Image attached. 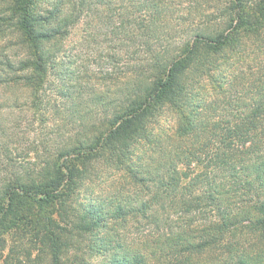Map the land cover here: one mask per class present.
Segmentation results:
<instances>
[{"label": "trees", "instance_id": "obj_1", "mask_svg": "<svg viewBox=\"0 0 264 264\" xmlns=\"http://www.w3.org/2000/svg\"><path fill=\"white\" fill-rule=\"evenodd\" d=\"M8 1L28 57L0 69V91L31 107L82 16L95 19L88 41L138 63L78 113L61 73L83 129L34 162L14 163L0 122V264H20L13 243L26 238L51 264H264V0ZM96 110L106 120L86 125ZM165 110L175 117L154 135ZM105 168L110 194L81 200ZM131 221L141 237L124 235Z\"/></svg>", "mask_w": 264, "mask_h": 264}, {"label": "rangeland", "instance_id": "obj_2", "mask_svg": "<svg viewBox=\"0 0 264 264\" xmlns=\"http://www.w3.org/2000/svg\"><path fill=\"white\" fill-rule=\"evenodd\" d=\"M8 2V0H0V69L5 70L8 62L17 64L28 57L21 42V36L12 26V21L8 19L9 11L5 12L6 5L9 6ZM40 6L39 9L45 11L49 7V3ZM81 19L77 25L71 27L66 34L64 33L65 35H61L56 41L60 42L58 46L62 52L58 54V65L55 64V67L50 68L46 75L44 90L40 94L45 103L39 109L31 107L32 99L25 91L17 89L0 91L2 92L0 93V122L5 124L13 134L10 140V151L14 163L21 164L25 159L28 162L36 161L37 151L38 156L43 158L46 156V150L50 144L53 146L50 152H54L62 144V134H66L65 139L69 140V138L75 139L78 132H82L83 128L79 127V120L69 110L73 102H68L66 99L64 100V97L58 96L61 85L63 87L61 73L65 75V72H69L66 75L74 81L72 83L74 87L72 93L76 96L74 102L81 104L79 110L73 111L76 113L83 111V108L90 104L89 99L92 94L112 93L111 96H113L115 89L123 87V72L126 71L128 62L133 63L134 61H131L126 51L120 52L118 61L112 58L111 50L105 44L99 43L103 41V38H98V43L88 41L87 38L92 31L89 23H95V19H91V16H82ZM62 63L65 64L61 65ZM137 63L138 61L133 64ZM96 111L97 115H89L91 120L88 123L85 122L86 125L96 127L106 120L105 110ZM106 113H111V109ZM174 117L173 113L165 110L160 118L159 126L154 130V135H157L163 127L170 125ZM6 157V150L1 148L0 158L4 160ZM99 172L100 177L95 175L81 188V200H93L98 196L105 197L110 194L111 191L103 192L105 185L111 183L118 175L115 173L111 176L113 171L108 168ZM136 224L131 221L124 229V235L127 238L134 239L144 234L141 227ZM28 242L29 240L26 238L21 242L13 243L22 248V252L19 254L20 264H51V257L48 255L42 254L39 257L37 251H31L29 256L25 251L26 248L31 250Z\"/></svg>", "mask_w": 264, "mask_h": 264}]
</instances>
